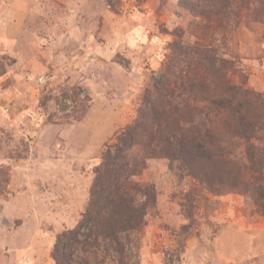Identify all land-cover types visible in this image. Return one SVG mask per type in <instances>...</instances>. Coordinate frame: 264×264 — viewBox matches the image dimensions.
<instances>
[{"label":"rangeland","instance_id":"1","mask_svg":"<svg viewBox=\"0 0 264 264\" xmlns=\"http://www.w3.org/2000/svg\"><path fill=\"white\" fill-rule=\"evenodd\" d=\"M186 1L0 0V213L17 195L30 211L90 202L141 107L174 131L200 107L213 159L147 160L135 180L156 206L132 260L264 264V0Z\"/></svg>","mask_w":264,"mask_h":264},{"label":"trees","instance_id":"2","mask_svg":"<svg viewBox=\"0 0 264 264\" xmlns=\"http://www.w3.org/2000/svg\"><path fill=\"white\" fill-rule=\"evenodd\" d=\"M186 2H181L184 7ZM163 91L159 98L169 105L167 98L172 95ZM191 108L188 121L177 131L163 125L158 107L139 109L136 120L118 136L115 150L104 153L96 168L89 207L81 221L57 236L52 252L57 264H105L106 258L116 264H134L133 249H139L146 219L156 206L154 185L135 180L146 169L147 160L163 156L172 170L201 172L213 159L207 147L205 110ZM256 128L253 123L248 130Z\"/></svg>","mask_w":264,"mask_h":264},{"label":"crops","instance_id":"3","mask_svg":"<svg viewBox=\"0 0 264 264\" xmlns=\"http://www.w3.org/2000/svg\"><path fill=\"white\" fill-rule=\"evenodd\" d=\"M88 205V189L83 199L57 200L32 211L19 195L5 200L0 213V264H57L52 255L57 236L62 229L74 228Z\"/></svg>","mask_w":264,"mask_h":264}]
</instances>
